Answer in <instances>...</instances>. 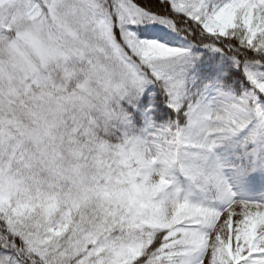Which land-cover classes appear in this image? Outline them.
Listing matches in <instances>:
<instances>
[{"label": "snow or ice", "instance_id": "obj_1", "mask_svg": "<svg viewBox=\"0 0 264 264\" xmlns=\"http://www.w3.org/2000/svg\"><path fill=\"white\" fill-rule=\"evenodd\" d=\"M0 264H264V0H0Z\"/></svg>", "mask_w": 264, "mask_h": 264}]
</instances>
